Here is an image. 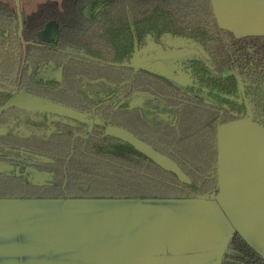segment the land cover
I'll return each instance as SVG.
<instances>
[{
  "label": "trees",
  "instance_id": "1",
  "mask_svg": "<svg viewBox=\"0 0 264 264\" xmlns=\"http://www.w3.org/2000/svg\"><path fill=\"white\" fill-rule=\"evenodd\" d=\"M0 0V164L23 161L50 174L38 186L20 173H0V199H206L219 193L220 126L249 120L264 129V35L235 37L217 23L210 0ZM91 5L87 16V6ZM54 23L55 38L39 34ZM21 28L20 32L19 29ZM181 40L198 55L170 57L191 84L129 63L148 42ZM52 66L53 68H47ZM62 67V81L55 72ZM116 86L93 103L81 77ZM148 93L178 108L174 124L151 126L127 101ZM75 110L123 130L174 163L186 181L131 145L92 125L55 120L46 112L6 109L16 95ZM221 264H264L237 232Z\"/></svg>",
  "mask_w": 264,
  "mask_h": 264
},
{
  "label": "crops",
  "instance_id": "2",
  "mask_svg": "<svg viewBox=\"0 0 264 264\" xmlns=\"http://www.w3.org/2000/svg\"><path fill=\"white\" fill-rule=\"evenodd\" d=\"M235 37L264 35V0H210ZM213 199H0V264H221L237 231L264 259V129H218Z\"/></svg>",
  "mask_w": 264,
  "mask_h": 264
},
{
  "label": "rangeland",
  "instance_id": "3",
  "mask_svg": "<svg viewBox=\"0 0 264 264\" xmlns=\"http://www.w3.org/2000/svg\"><path fill=\"white\" fill-rule=\"evenodd\" d=\"M91 5L87 6L86 15H90ZM56 26L54 23L48 24L45 29L39 34L41 41H49L55 38ZM200 50L192 44L186 43L181 40H175L171 43L164 42L162 47L148 42L144 47L135 52L133 60L129 63L134 69L142 68L145 70L153 71L162 76L172 79L176 83L187 86L191 84V80L182 68L181 63L174 61L169 63L166 59L177 56L198 55ZM47 68H53L47 66ZM62 67L55 72L54 76L57 83L62 81ZM86 71L81 77V91L84 93L87 99L93 103L97 98L106 97L116 89V86L106 82L105 80L90 81L87 79ZM17 96V95H16ZM129 109L138 110L142 118L151 126H164L174 124L175 117L179 111L178 108L168 107L165 103L153 97L148 93H135L127 101ZM27 109H35L38 111L46 112L52 116L55 120L63 119L71 124H82L75 114V110L69 108L44 103L41 105H25ZM78 112V111H76ZM80 113V112H78ZM0 134H13L22 138L27 137V133L14 129L10 126L0 127ZM20 169V173L25 176L29 181L35 185H52V177L46 173H39L32 168L25 167L23 161L17 163H1L0 173L7 175L18 174L17 170ZM154 199H174V198H154Z\"/></svg>",
  "mask_w": 264,
  "mask_h": 264
},
{
  "label": "water",
  "instance_id": "4",
  "mask_svg": "<svg viewBox=\"0 0 264 264\" xmlns=\"http://www.w3.org/2000/svg\"><path fill=\"white\" fill-rule=\"evenodd\" d=\"M15 4L18 10V2L15 0ZM21 28L19 29L20 32ZM47 102L38 100L36 98L30 97L25 95L24 93L18 94L17 96L13 97L6 105V109H10L12 107L18 106L26 108L25 105H41ZM49 104V103H48ZM73 111V110H72ZM76 114V117L83 122L82 124L87 125V128L90 129L92 125H99L104 129V136L106 137H113L122 140L123 142L131 145L134 147L138 152L145 155L148 159L153 161L155 164H157L159 167L163 168L164 170L171 172L178 176L181 180L186 181V177L181 173V171L177 168V166L169 161L164 156L158 154L148 146H146L144 143L140 142L139 140L135 139L132 135L129 133L120 130L112 128L111 126H105L103 123H100L98 119H93L92 117L86 116L84 114L78 113L74 111ZM214 194H211L206 197V199H213Z\"/></svg>",
  "mask_w": 264,
  "mask_h": 264
}]
</instances>
